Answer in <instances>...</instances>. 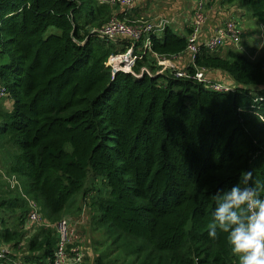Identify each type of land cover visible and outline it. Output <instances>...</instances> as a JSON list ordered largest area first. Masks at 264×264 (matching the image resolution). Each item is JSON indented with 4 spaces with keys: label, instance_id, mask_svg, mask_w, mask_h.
<instances>
[{
    "label": "trees",
    "instance_id": "trees-1",
    "mask_svg": "<svg viewBox=\"0 0 264 264\" xmlns=\"http://www.w3.org/2000/svg\"><path fill=\"white\" fill-rule=\"evenodd\" d=\"M223 1L264 27V0ZM117 9L0 0V161L19 183L0 190V243L22 264H50L56 231L26 232L28 200L54 224L80 218L89 197L107 250L88 264H239L227 234L208 232L218 188L248 171L264 182V55L202 47L178 78L158 62L188 53V37L167 27L147 48L118 50L98 33ZM131 48L141 59L114 74L111 58ZM200 70L226 74L234 91L206 88Z\"/></svg>",
    "mask_w": 264,
    "mask_h": 264
},
{
    "label": "built area",
    "instance_id": "built-area-1",
    "mask_svg": "<svg viewBox=\"0 0 264 264\" xmlns=\"http://www.w3.org/2000/svg\"><path fill=\"white\" fill-rule=\"evenodd\" d=\"M110 4L112 6H117L118 8L126 11H132L135 8V0H111ZM192 15V24L190 31H192L188 36V48L187 52L190 56V63L193 64L196 60V56L204 49L217 52L227 44H231L233 49L236 51L245 52L246 49L242 46L243 32L239 25L234 20L227 21L221 27H219L216 34L210 38L206 43L200 44L199 37L202 32V28L206 25L208 21V11L205 0H198L194 6ZM167 20H160L157 22H141L140 24H128L118 17H113L98 33L106 41L114 43L121 39L122 37L128 38L130 41L136 45L144 40V46L147 48L150 45V37L153 34L160 35L169 26ZM135 25V26H134ZM127 54L123 55L122 58L112 57L109 65L112 66V71L114 74L123 72V68L129 69L131 71L132 67L137 60H140V55L136 54L134 49L131 48L127 50ZM164 59L159 60L158 64L164 62ZM166 69L176 70L175 67H162V72ZM186 72L180 70L177 73V77L180 78L185 76ZM195 78L203 83L206 88L212 89L216 92H233L235 87L216 83L211 80L206 70H200L195 75ZM7 93L3 87H0V100L6 99ZM9 184L16 187L19 185L15 177L8 178ZM28 200V199H27ZM29 208H31L30 215L26 223V231H29L30 226L35 227H52L56 231L57 248L54 252L53 261L50 264H84V251L82 245V236L78 230L77 220L81 223L84 222V212L80 218L73 220L70 216L63 218L57 223L50 224L44 218L41 208L34 201L28 200ZM14 249L6 244L0 243V263L1 264H22L19 260L14 258Z\"/></svg>",
    "mask_w": 264,
    "mask_h": 264
},
{
    "label": "clouds",
    "instance_id": "clouds-1",
    "mask_svg": "<svg viewBox=\"0 0 264 264\" xmlns=\"http://www.w3.org/2000/svg\"><path fill=\"white\" fill-rule=\"evenodd\" d=\"M252 172L242 175V183L218 188L213 196V224L210 238L218 231L227 234L239 264H264V182L252 181Z\"/></svg>",
    "mask_w": 264,
    "mask_h": 264
},
{
    "label": "crops",
    "instance_id": "crops-1",
    "mask_svg": "<svg viewBox=\"0 0 264 264\" xmlns=\"http://www.w3.org/2000/svg\"><path fill=\"white\" fill-rule=\"evenodd\" d=\"M96 2L102 4L103 2H107L106 0H96ZM196 3L193 4L191 2L190 4L187 2V0H136L135 1V8L132 11H126L118 8L114 13L119 14L120 20H123L125 22H128L130 24H134L137 22H141V20H154L155 22L160 20H167L170 24L168 27L171 28L172 31L177 33L181 36H189V29L192 24V15H193V9ZM230 8H235L238 6H230ZM224 7V6H222ZM208 21L206 25L202 28V32L199 37L200 44L206 43L210 38H212L216 32L217 29L221 27L224 23L230 20H234L235 22L238 16L236 14V11H227V10H218L214 8H209L208 10ZM192 32V31H191ZM255 32L252 31V34ZM256 34V33H255ZM249 36H251L249 34ZM257 37V36H256ZM255 37V38H256ZM124 40H129L128 38L122 37L118 41L114 42L113 45L117 46L118 50L123 49V42ZM257 42V41H256ZM248 44H243L244 48L248 50V53L251 57L254 58V56H257L259 54H263L261 52V48L259 49L255 44H250V41L246 42ZM262 46V45H260ZM145 47V46H144ZM229 50H234L233 46L231 44L225 45L219 52L222 55H225ZM256 50V51H255ZM139 51V49L137 50ZM140 52V51H139ZM254 52L255 54L252 55L251 53ZM136 53V52H135ZM127 54V53H126ZM140 55L139 53H136ZM125 54H122L120 56H117L116 58H122V56ZM165 61L161 64L162 67H170L173 66L177 71L185 70L188 66H190V56L188 53H183L178 57H172L169 59H164ZM209 77L212 81L216 83H223L228 84L231 86H235L233 81L229 76L222 72H214L210 73ZM89 228V227H88ZM85 230V228L82 229V233ZM88 229L85 230L84 234H88L90 232H86ZM83 250L85 253V256L89 257L90 259H93L95 256V253H97V256L101 253V248L97 249L98 252H96L95 247L91 245L90 237H86L82 240ZM107 246L104 247L106 249ZM103 252V251H102Z\"/></svg>",
    "mask_w": 264,
    "mask_h": 264
},
{
    "label": "rangeland",
    "instance_id": "rangeland-1",
    "mask_svg": "<svg viewBox=\"0 0 264 264\" xmlns=\"http://www.w3.org/2000/svg\"><path fill=\"white\" fill-rule=\"evenodd\" d=\"M107 1H108V3H110L111 0H107ZM197 1L198 0H187V2L189 4L191 2H193V4H194ZM205 2H206V5H207V10L209 8L210 9L211 8H214V9H218V10H227V11L228 10L229 11L233 10V11H236V14H238L237 18H235L236 21H237L236 23H237V25H239L240 29L243 32L242 46H243V44H248V43H246V42H248V40L250 41V44L253 43V41H254V44L259 49L261 48V52L262 53L264 52V27L253 18L252 10L247 9V8H244V7L242 8L241 6H237L236 9L235 8H230L227 4L224 3L223 0H205ZM105 3H107V2H105ZM222 6H224V7H222ZM141 22H148V23H150V22H155V21L154 20H152V21L150 20L149 21V20L146 19V20H141ZM141 22H137V23H134V24L137 25V24H140ZM126 23H128V22H126ZM128 24L130 25V23H128ZM252 31L255 32L256 34L255 33L252 34ZM57 33H58V31L55 28H50L47 31L46 34H47V36H49L51 34H57ZM249 34L251 36H249ZM260 45H262V46H260ZM241 53H245V52H241ZM258 56H263V54H259ZM249 57H250V54H249ZM251 58L254 60L256 58V56H254V58L253 57H251ZM123 71L130 72L129 69H125V68H123ZM8 103L5 102V105L8 104ZM7 183H10V182H9V179L6 177V170H4L3 166L1 165V161H0V190L1 189L2 190H6V191L9 190V188L6 187L7 186ZM89 184H90V182H89ZM14 188L15 187L11 184L10 189H14ZM89 201L90 200H89V197H88V199L86 201V204H84V206H85L84 213L85 214H84V222L83 223H81L80 220H77L78 217L76 218L74 216H71V218L73 220H77L75 222H77L78 230H79V232H80V234L82 236V240L84 238H86V237H90L91 245L93 246V248L95 247L96 252H98L97 249H100L101 248V252L103 251L102 253H105V250H107V248L104 249L103 245L102 246L99 245V243H101L103 241V237L98 232H96L94 230L93 226H92V221L91 220H92V218H93L94 215L92 214V209H91V206L89 204ZM88 212H89V219L90 220H88V222H87ZM83 228H85V230L88 229L86 232L87 233L90 232V233L84 234L85 233V230L82 233V229ZM39 231H40V228L39 227L30 226L29 231H26V232H28V233H30V232L31 233H34L35 232L34 234H37ZM27 242L28 241H26L24 245H26ZM22 247H24V246H22ZM23 253H24V250H21L19 252V254H21V255H23ZM84 256H85V253H84ZM96 256H97V253H95V256L93 258H95ZM89 259H90L89 257L85 256L83 263L84 264H88ZM90 260H93V259H90Z\"/></svg>",
    "mask_w": 264,
    "mask_h": 264
}]
</instances>
